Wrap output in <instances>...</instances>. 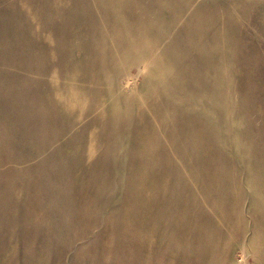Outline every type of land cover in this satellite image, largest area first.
<instances>
[{
  "label": "rangeland",
  "instance_id": "rangeland-1",
  "mask_svg": "<svg viewBox=\"0 0 264 264\" xmlns=\"http://www.w3.org/2000/svg\"><path fill=\"white\" fill-rule=\"evenodd\" d=\"M0 264H264V0H0Z\"/></svg>",
  "mask_w": 264,
  "mask_h": 264
}]
</instances>
